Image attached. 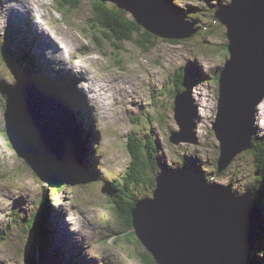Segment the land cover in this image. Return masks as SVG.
<instances>
[{
	"label": "rangeland",
	"instance_id": "rangeland-1",
	"mask_svg": "<svg viewBox=\"0 0 264 264\" xmlns=\"http://www.w3.org/2000/svg\"><path fill=\"white\" fill-rule=\"evenodd\" d=\"M77 1V7L70 10L60 6L63 0H0V264H26L24 256L31 260L29 264H159L138 236L130 235L135 207L128 229L108 200L107 188L122 178L131 161L127 145L133 133L143 141L153 138L161 167L177 169L186 164L199 170L207 183L229 187L236 197L250 191L264 213V176L261 168L256 171L253 146L236 154L225 171L218 173L216 168L220 144L212 124L218 113L219 72L229 53L225 26L214 14L230 0H171L173 9L185 15L181 24L200 30L175 43L152 36L155 46L148 51L138 46L136 36L117 44L104 35L90 23L92 1ZM148 20L162 31L167 23L176 24L166 17L161 4H148ZM193 21L197 22L194 26ZM46 33L56 39L48 40ZM36 46L41 47L39 51ZM22 55L29 57L20 62ZM48 70L54 83L48 80ZM63 72L66 78L61 80ZM25 81L60 95L73 112L80 140L83 132L89 134L82 147L77 143L78 133L72 132L75 150L70 156L78 151L85 176L61 185L42 183L12 149L5 133L8 99L4 100L1 85L11 89V97ZM177 87L190 92L197 108L193 143L191 139L183 142V137L177 145L169 141L171 133L182 131L174 113ZM67 92L77 94L79 110L74 109L71 95L65 97ZM47 118L49 113L43 112L39 122L47 124ZM182 129L190 131L191 126ZM253 130L252 139L261 138L264 144V99ZM234 151V147L229 149ZM85 168L93 173L86 174ZM56 188L63 191L54 193ZM152 191L137 187L134 196L138 200L151 197ZM37 215L45 221L46 247L38 231L29 229ZM259 250L256 243L254 252L260 262Z\"/></svg>",
	"mask_w": 264,
	"mask_h": 264
},
{
	"label": "water",
	"instance_id": "water-1",
	"mask_svg": "<svg viewBox=\"0 0 264 264\" xmlns=\"http://www.w3.org/2000/svg\"><path fill=\"white\" fill-rule=\"evenodd\" d=\"M97 1L125 11L145 32L163 40H187L200 30L181 24L185 15L162 0ZM157 2L171 22L176 20L175 25L167 23L164 31L148 20V4L159 7ZM214 17L225 26L229 53L219 72L218 113L212 124L220 144L216 166L221 173L236 154L252 148L253 123L264 99V0H230V4L218 6ZM25 82L5 105L7 140L42 183L65 184L81 173L78 151L70 156L75 150L73 133H78L79 145L80 134L57 94ZM43 112L49 113L47 124L39 122ZM174 113L182 131L171 133L169 141L177 145L183 137V142H196L198 112L189 91L177 92ZM185 125L191 126L190 131L182 129ZM231 147L236 151L229 152ZM155 182L152 196L136 201L132 225L142 246L159 264H256L252 251L264 237V214L252 192L236 197L229 187L207 183L199 170L186 164L159 172ZM223 228L220 234L225 242L215 232Z\"/></svg>",
	"mask_w": 264,
	"mask_h": 264
},
{
	"label": "trees",
	"instance_id": "trees-1",
	"mask_svg": "<svg viewBox=\"0 0 264 264\" xmlns=\"http://www.w3.org/2000/svg\"><path fill=\"white\" fill-rule=\"evenodd\" d=\"M63 1H66L63 4L64 6H62V4L60 6L70 10L75 9L78 5L77 0ZM91 1L93 5V14L90 23L99 26L104 35H109V37H111L117 44L133 41L134 37L136 36L137 40L135 42L145 51H148L155 46L156 39L139 27L125 11L119 10L108 3H100L97 0ZM169 1L171 2V0ZM180 77L181 79L184 78L182 73ZM179 83L181 84L182 80H180ZM177 91H181V89L177 87ZM11 92L12 91L4 88V84L1 85V93L5 101L10 97ZM88 135V133L83 132V139L87 138ZM259 139L261 140V138L253 139L252 150L254 151L256 171L258 172L261 168L262 176H264V144L262 143V148L261 141ZM127 148L131 161L127 169L123 172V175H121L122 178L107 188V194L108 200L112 202V206H114L119 218L123 220L125 228L131 229V211L138 200L134 196L135 189L137 187H144L151 191L154 190L155 177L159 173L158 171L162 172L172 168L161 167L159 165L160 163L159 159L157 158V152L155 150L156 148L152 137H148L147 141H143L140 139V137L133 133L131 136H129ZM85 169L86 174L93 173L92 170H89L88 168ZM80 170L81 173L78 176L81 177V174L82 177L85 176L84 169ZM156 172L158 173L156 174ZM52 191L54 193H60L63 191V188H56ZM41 202L42 204L46 205L44 201ZM38 216L39 215L36 217L33 216L29 224V229L33 227L36 231H38L40 242L46 247L45 239L47 237V232L44 227L45 221L43 224V221L39 219ZM44 219L45 217L43 216V220ZM130 235L137 238L136 234L133 232L130 233ZM259 248L260 251H258V253L260 254L261 262L264 259V239L260 240ZM253 256L255 257L256 264H260L256 258V252H253ZM23 259L26 264L31 262V260L25 256Z\"/></svg>",
	"mask_w": 264,
	"mask_h": 264
},
{
	"label": "bare ground",
	"instance_id": "bare-ground-1",
	"mask_svg": "<svg viewBox=\"0 0 264 264\" xmlns=\"http://www.w3.org/2000/svg\"><path fill=\"white\" fill-rule=\"evenodd\" d=\"M163 2H166V5L167 6H174L169 0H162ZM164 5H165V3H164ZM176 7V6H175ZM177 8V7H176ZM178 9V11L179 12H181V9H179V8H177ZM38 22H40V21H38ZM41 23V22H40ZM31 26V25H30ZM29 26V28H32V27H30ZM29 28H27V30L29 29ZM46 36L47 37H49V39L48 40H55L56 38L54 37V35L53 36H51V35H48L47 33H46ZM45 37V36H44ZM39 40V39H38ZM49 42V41H48ZM50 47V44L48 43V45L46 46V48H49ZM36 48H37V50H38V48L40 49L41 47H39V46H36ZM39 51V50H38ZM29 57V55L27 56V55H22V56H20V57H18V60L20 61V62H23L25 59H27ZM67 62V61H66ZM69 62V61H68ZM67 67H68V65H67ZM67 67L64 65V71L67 73L68 72V69H67ZM74 73V72H73ZM29 75V72H28V74H26L25 75V77L26 76H28ZM62 78H66L64 75H62L61 76ZM48 80H50V81H52V82H54V79H53V75H52V73H51V71H48ZM68 83H71V81H68ZM65 84H67V83H65ZM66 94V97H68L69 95H71V97H72V99H73V102H74V109H76V110H79V106H78V96H77V94H70V93H65ZM193 98L195 99V93H194V95H193ZM69 112H70V114L71 115H73V112L71 111V110H69ZM35 117L37 118L38 117V114H35ZM73 120V119H72ZM84 120V119H83ZM72 122H74V120L72 121ZM87 139L85 138V139H83V137H82V139L80 140V145L82 146V144H83V146L85 147V145H87ZM82 146V147H83ZM94 175H96L95 173H94ZM177 177L178 178H181V179H184V177L181 175V174H178L177 175ZM223 230H224V228L223 229H218V230H215V232H216V234L218 235L217 236V239L218 240H221V241H223V242H225L226 241V239H225V237L222 235V234H220V232H223ZM137 236V235H136ZM230 237L231 238H233V236L232 235H230ZM257 243H259V241L257 242ZM256 246V245H255ZM255 248V247H254ZM260 251V250H259ZM253 252H254V249H253V251H252V257H253ZM264 257V256H263Z\"/></svg>",
	"mask_w": 264,
	"mask_h": 264
}]
</instances>
